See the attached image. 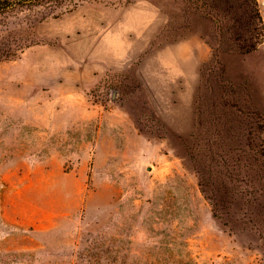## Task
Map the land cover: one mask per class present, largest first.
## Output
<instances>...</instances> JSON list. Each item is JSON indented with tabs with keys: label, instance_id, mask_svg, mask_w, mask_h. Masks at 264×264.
<instances>
[{
	"label": "rangeland",
	"instance_id": "1",
	"mask_svg": "<svg viewBox=\"0 0 264 264\" xmlns=\"http://www.w3.org/2000/svg\"><path fill=\"white\" fill-rule=\"evenodd\" d=\"M153 1L170 14L161 39L198 33L207 43L193 86L165 84L152 57L159 40L129 70L86 81L81 62L63 59L67 45L50 39V21L68 11L10 24L25 48L0 62V264H264L258 161L240 175L244 194L219 207L196 164L210 153L209 139H224L236 157L257 142L264 42L224 52L213 66L211 23L186 0ZM218 92L225 102L216 122L225 130L215 132L210 101Z\"/></svg>",
	"mask_w": 264,
	"mask_h": 264
},
{
	"label": "crops",
	"instance_id": "2",
	"mask_svg": "<svg viewBox=\"0 0 264 264\" xmlns=\"http://www.w3.org/2000/svg\"><path fill=\"white\" fill-rule=\"evenodd\" d=\"M169 21V12L153 0H138L122 8L82 3L59 20L50 21V39L55 37L67 45L63 59L71 67L78 66L77 60L81 62L86 81L129 70L159 40L162 44L152 57L160 75L166 77L165 84L186 82L193 86L207 43L198 33L161 39Z\"/></svg>",
	"mask_w": 264,
	"mask_h": 264
},
{
	"label": "trees",
	"instance_id": "3",
	"mask_svg": "<svg viewBox=\"0 0 264 264\" xmlns=\"http://www.w3.org/2000/svg\"><path fill=\"white\" fill-rule=\"evenodd\" d=\"M88 1L99 0H0V62L14 59L25 48L16 45V34L10 26L14 19L28 18L31 26H34ZM186 5L211 23V31L208 32L211 39L207 42L213 50L210 60L213 66L221 64L224 52L250 53L264 42V19L259 0H186ZM41 9L43 11H38ZM223 96L218 92L217 97L210 101V113L213 117L211 125L215 132L225 130L224 125L216 122L221 116L218 108L225 102ZM230 128L229 126L227 129ZM245 144L248 147L246 153L236 157L227 149L224 139H209L210 153L202 155L200 160L196 159V164L205 166L200 169L201 184L216 207L225 202L231 204L240 194H244L239 189V181L242 180L240 175H250L249 170H244V167H249L252 158L258 161L259 169L255 172L258 176H264V123L259 128L257 142ZM250 192L256 196L255 191ZM215 213L217 215V211Z\"/></svg>",
	"mask_w": 264,
	"mask_h": 264
}]
</instances>
